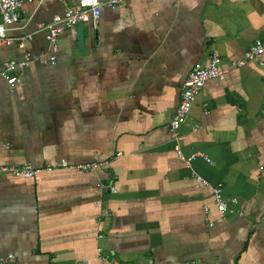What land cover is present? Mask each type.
<instances>
[{"label": "crops", "instance_id": "1", "mask_svg": "<svg viewBox=\"0 0 264 264\" xmlns=\"http://www.w3.org/2000/svg\"><path fill=\"white\" fill-rule=\"evenodd\" d=\"M73 2L24 0L5 35L26 40L1 45L0 64L51 54L38 25ZM82 24V48L65 28L52 64L30 63L11 89L0 77V164L42 168L0 176L5 264H264V53L207 80L182 119V154L209 163L186 165L167 130L190 70L264 37V0H127ZM117 152L106 168L61 166ZM191 171L229 201L210 226Z\"/></svg>", "mask_w": 264, "mask_h": 264}, {"label": "built area", "instance_id": "2", "mask_svg": "<svg viewBox=\"0 0 264 264\" xmlns=\"http://www.w3.org/2000/svg\"><path fill=\"white\" fill-rule=\"evenodd\" d=\"M23 1L24 0H0V46L9 45L14 41L17 42L19 47L23 46L26 37L20 36L14 38L5 35V31L17 23L18 11ZM126 1L127 0H74V2L64 8L61 13L54 14L49 22L38 25V29L45 30L46 39L52 53L44 55L32 54L29 51H25L19 59L11 58L5 60L0 64V77L5 80L8 88H13L16 78L15 74L23 71L30 65V63L37 62L38 64H52L54 62V53L57 48L58 36L63 29L71 28L87 21L96 22L102 9L118 7ZM263 53L264 37L252 41L239 57L231 58L224 66L220 65L219 57L212 53L204 65L195 67L186 74L182 80L178 103L167 124V130L172 141L173 150L176 153V156L182 159L186 165L195 157L199 156L208 163L210 161L209 158L203 156V154L199 152H191L189 155L184 156L179 146L180 141L185 137V134L179 129L181 121L190 111L192 102L199 90L207 80H222L230 68L241 67L246 64L248 60L256 59L260 65L262 63L261 56ZM192 130H195V128H192ZM118 155H120L119 152L106 158L94 156L88 161L61 166L64 169L76 172H87L106 168V166ZM46 169L49 170L51 168ZM41 170L42 168H32L29 165L23 164H0V176L11 175L14 177L31 179ZM191 176L198 186H207L209 188L212 203L218 213L216 220H207V224L210 226L214 221L223 219L230 208L228 205L229 201L223 197L221 184H209L206 180L192 171ZM98 188H105L112 193L115 192L111 179L99 183ZM234 201L235 199H232V201L230 200V202ZM12 259L13 255L7 253L4 257H0V264L10 262ZM182 264H194V262L189 261Z\"/></svg>", "mask_w": 264, "mask_h": 264}, {"label": "water", "instance_id": "3", "mask_svg": "<svg viewBox=\"0 0 264 264\" xmlns=\"http://www.w3.org/2000/svg\"><path fill=\"white\" fill-rule=\"evenodd\" d=\"M84 25L83 24H77L74 26V30H75V40H76V45L78 48H82L83 47V40H84ZM95 35V31L93 32V37Z\"/></svg>", "mask_w": 264, "mask_h": 264}]
</instances>
